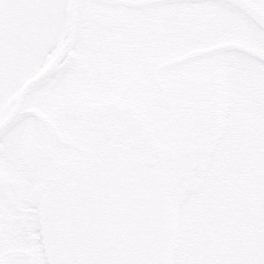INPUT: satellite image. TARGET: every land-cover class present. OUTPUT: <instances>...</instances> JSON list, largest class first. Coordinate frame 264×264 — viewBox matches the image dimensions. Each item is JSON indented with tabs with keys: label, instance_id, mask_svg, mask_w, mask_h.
I'll return each instance as SVG.
<instances>
[{
	"label": "snow or ice",
	"instance_id": "6c2138e0",
	"mask_svg": "<svg viewBox=\"0 0 264 264\" xmlns=\"http://www.w3.org/2000/svg\"><path fill=\"white\" fill-rule=\"evenodd\" d=\"M104 31L157 46L159 55L146 50L138 69L161 98L160 79L174 90L184 111L171 110L170 119L223 121L237 149L235 170L212 165L199 178L185 159L163 161L179 177L166 244L169 226L138 203L131 173L88 169L106 158L98 139L71 157L78 180L57 188L58 171L41 170L23 207L7 190L20 171L9 153L37 135L83 133L76 63L46 69L73 34L83 56ZM176 61V70L160 71ZM34 78L16 112L18 94ZM233 129L246 134L248 147ZM127 133L122 143L140 136L135 127ZM0 264H264V0H0Z\"/></svg>",
	"mask_w": 264,
	"mask_h": 264
},
{
	"label": "flooded vegetation",
	"instance_id": "af4514ba",
	"mask_svg": "<svg viewBox=\"0 0 264 264\" xmlns=\"http://www.w3.org/2000/svg\"><path fill=\"white\" fill-rule=\"evenodd\" d=\"M66 40H64V42L60 45L55 55L63 49L64 45L66 44ZM146 50L153 57L159 55V49L155 45H152L150 48L146 44L133 45L126 35L113 36L110 33L104 31L99 37L93 38V40L90 42L89 48L86 51V53H88V59H79V63L77 64L78 70H82L81 68H83V71L80 72L84 77V81H82V83H85L86 86L89 87H95L96 89H105V93H103L102 91L96 93L94 97L95 99L85 98L83 100L85 108L82 113L81 119L84 123V138H86L87 142L92 139H98L97 134L99 133V131L97 129L99 126H104L105 129H103L102 131L108 132V135H110V137L115 136L118 144L126 145L127 143H129L131 145V155L142 156L148 152L145 147L150 146L148 143H146L147 140L145 130L142 129V119L140 118L136 120H129V117H132L134 114L138 113L135 111V105L143 103V98L141 100H139V98L143 97V94L145 96L147 93L138 92L137 94H134L135 90H146L147 88H152L148 91V96H158L159 99L161 98L160 93H158L150 84L144 82L143 74L138 69V66L143 65L144 63V53ZM75 51L76 40L74 37L73 45L66 50L55 71H59L60 69L69 66L71 67L72 62L74 61L77 63L75 58ZM172 67V64L165 65L160 69V71L165 72L174 70V68ZM74 82L79 92L81 89V86H79L81 82ZM158 82L160 84V87L164 89L166 96V98H161L160 100L166 105H169L171 108L175 109V111L182 113L184 111V108L180 107L178 103L173 99L174 96L172 94L170 95L169 93V89L172 87H170L168 83L163 79H160ZM33 86L34 85H32L28 89L24 98L30 94H33ZM20 95L21 93H19L16 98V106L18 104ZM131 95L137 97L138 99ZM24 98L18 112L23 105ZM96 103L106 104L109 106H117V108L112 109L113 111H111V115H104L96 119L94 122L88 119V123L85 118V109L87 106ZM40 116L42 119L48 118L46 115L42 116L40 114ZM93 125H96L97 127L95 128ZM130 127H135L139 131L140 136L128 137L122 143V138L128 136L127 130ZM179 129L181 131L179 132V136L184 135L185 133H187L188 135L192 132L194 133V135H199V131L197 129H199L200 131L213 130L217 132L219 131V129H223V141L222 143H220V150H222V153L224 155L226 154V152L230 153L233 151L234 154H236L237 152V149L234 147L232 136L229 135V133L225 130L223 121H216L211 118H207L203 123H201L199 120L194 119L191 124L187 126L179 125ZM204 135L205 134L198 136L201 143H203L205 140ZM232 135L238 138L239 143L242 147H248L246 134L242 130L233 129ZM77 138H79V136H77ZM98 140L102 143L101 139ZM28 144V142L25 144L26 147L28 146ZM77 146L79 148L78 155L83 156L82 154H85L88 150V143L87 145ZM201 148L202 145H197L196 148L192 150V154L195 153L196 149L200 150ZM18 152L19 150H14L9 153L10 159L12 160L13 164L16 165L20 169V171L17 172L15 171V169L13 170L10 176L7 190L12 200L18 206L23 207L28 187L33 179L27 173L28 166L23 167L21 166L23 163H14L11 154L17 155ZM39 159L41 158L36 155L35 160ZM53 159L54 166L56 167L58 172L63 170L66 166H70L71 164V161H67V163L65 164H59L55 157H53ZM230 164L231 162L224 161L223 167L229 166ZM37 166L41 165L38 164L33 167L37 169ZM48 168L49 166L42 165L37 173L40 172L41 169ZM225 169H223V171H225ZM235 169L236 167L234 168V170ZM17 180H22L25 182H16Z\"/></svg>",
	"mask_w": 264,
	"mask_h": 264
},
{
	"label": "rangeland",
	"instance_id": "374dc122",
	"mask_svg": "<svg viewBox=\"0 0 264 264\" xmlns=\"http://www.w3.org/2000/svg\"><path fill=\"white\" fill-rule=\"evenodd\" d=\"M75 58L77 61V63L74 61L76 63L77 69L75 72V81L81 82L79 85L81 86L80 90H82L81 99H92L95 97V94L100 91L105 93V89H96L95 87H89L86 86L85 83H82V81H84V77L80 72L83 71V68H81L82 70H78L77 64L79 63V59L87 60L88 53L85 52L83 56H80L78 52L75 51ZM178 64L179 61L172 64V68L176 70ZM71 67L69 66L66 68L70 69ZM151 89L152 88H147L146 90H135L134 92V94H137L138 92H147L145 96L143 94V97L139 98V100L143 98V103L135 105V111L140 113L141 115V119L143 121L142 129L145 130L147 141L155 143L160 150H167V153H171L173 155V157L171 158H182L185 159L189 164H194V168L191 167V171L193 170L192 176L194 178H199L212 165H215L216 168L221 171H223V169L225 168V171L229 169L234 170V168L236 167L234 163V152H226V154L224 155L222 153V150H220V143H222L223 141V129H219L218 132L213 130L200 131L199 129H197L199 131V135H194V133L192 132L188 135L187 133H185L184 135L179 136V132H181L179 129L180 124H178L176 120L170 119V112L171 110H173V108L162 102L160 100L161 98L159 99L158 96H148V91ZM169 93L170 95L172 94L174 96V98H172L178 103L180 107L183 108L172 88L169 89ZM176 113L181 114L177 111ZM40 114L42 116H47V113L41 112ZM174 129L178 130L176 132L175 138H173ZM203 134H205V140L203 143H201L198 136H201ZM84 135V131L83 133L60 132L58 134V138L55 140L42 138L37 135L28 142L29 144L27 147L26 145H24V147L19 150L17 155L11 154V157L14 163H23L21 165L23 167L28 166L27 170L29 172L26 169L25 170L33 179L42 165L49 166L48 169H56V167L54 166L53 157L56 158L59 164H65L67 163V161H71L72 156L78 155L79 148L77 145H87V140L86 138H84ZM77 136H79V138H77ZM197 145H202V148L200 150L196 149L195 153L193 155H190V152L194 148H196ZM36 155H38L41 159L35 160ZM224 161L231 162V164L229 166L223 167ZM38 164L41 166H37V169H35L34 167ZM188 189L192 192L199 191V187L195 183H189Z\"/></svg>",
	"mask_w": 264,
	"mask_h": 264
},
{
	"label": "water",
	"instance_id": "95a60500",
	"mask_svg": "<svg viewBox=\"0 0 264 264\" xmlns=\"http://www.w3.org/2000/svg\"><path fill=\"white\" fill-rule=\"evenodd\" d=\"M73 40L74 34L67 39L65 46L56 55L46 71L52 72L57 69L58 62L64 56V52L71 47ZM35 82L36 80L34 78L25 84L16 111H18V107L25 93ZM104 149L106 153L105 160L89 163L88 169L93 170L107 167L131 173L129 179L140 188L138 203L148 209L152 219L168 224V231L163 234L162 240L165 244L169 242L173 234L170 216L174 211L172 208L173 198L170 193V188L175 181V177H171L166 171L160 169L158 164L152 159L130 160L127 152L122 148L116 147L114 144L107 143ZM80 176V173H75L71 169L59 174L57 188L64 187L69 182L78 180Z\"/></svg>",
	"mask_w": 264,
	"mask_h": 264
},
{
	"label": "bare ground",
	"instance_id": "6f19581e",
	"mask_svg": "<svg viewBox=\"0 0 264 264\" xmlns=\"http://www.w3.org/2000/svg\"><path fill=\"white\" fill-rule=\"evenodd\" d=\"M26 94V93H25ZM20 99V98H19ZM22 101H23V99H22ZM22 101H21V103H22ZM18 103H19V101H18ZM21 103H20V105H21ZM18 105V104H17ZM20 105H19V107H18V110H19V108H20ZM16 108H17V106H16ZM109 109H112V107L110 106L109 107ZM16 112H18V111H16ZM13 115H15V113L13 114ZM89 115L88 116H86L85 118H86V120H88L89 119ZM92 125V124H91ZM95 128L97 127L96 125H93ZM103 129H105V127L104 126H99L98 127V131H99V133L97 134L98 136V139H103L104 140V138L105 137H107V136H110V135H108V132H103L102 130ZM146 143H148L149 144V146L150 147H145L146 148V150H148V152L147 153H157L159 150H158V147H157V145L155 144V143H153V142H150V141H146ZM161 155H162V159H163V161L165 160V159H172L171 157H173V155L171 154V153H167V150H164V151H162L161 152ZM191 165V167L194 165V164H190ZM67 170H69V169H66V171Z\"/></svg>",
	"mask_w": 264,
	"mask_h": 264
}]
</instances>
